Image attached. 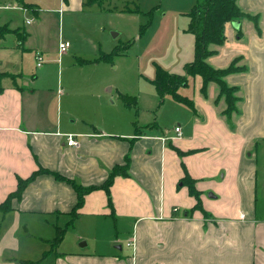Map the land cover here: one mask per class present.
Listing matches in <instances>:
<instances>
[{
    "label": "crops",
    "instance_id": "0c3cea01",
    "mask_svg": "<svg viewBox=\"0 0 264 264\" xmlns=\"http://www.w3.org/2000/svg\"><path fill=\"white\" fill-rule=\"evenodd\" d=\"M67 3L63 9L71 8ZM28 35L16 36L19 47L20 37ZM226 57L214 59V68L242 55ZM241 73L247 72L226 76L232 86ZM25 78L19 74L17 85L3 80L0 91V206L10 196L9 208H0V264L264 263V222L257 221L255 208L241 206L239 213L220 216L211 207L230 198L238 204L252 200L259 167L258 155L248 150L264 140V109L255 111L256 126L240 123L235 132L218 114L224 110L217 108L219 89L215 98L207 89L198 107L193 102L191 124H180V134H158L154 127L143 131L132 115L110 109L102 98H76L55 111L51 88L31 86ZM68 134L77 146L68 144ZM114 168L121 173L108 191L103 184ZM186 172L196 180L206 216L193 208L196 199L180 182ZM28 178L15 195L19 180ZM77 185L88 188L80 205ZM209 189L214 194L207 196ZM110 220L116 227L119 221L131 226V250L120 244L125 231L111 240V250H101L99 242L89 252L77 248L89 235H105ZM59 229L63 237L55 244Z\"/></svg>",
    "mask_w": 264,
    "mask_h": 264
},
{
    "label": "rangeland",
    "instance_id": "374dc122",
    "mask_svg": "<svg viewBox=\"0 0 264 264\" xmlns=\"http://www.w3.org/2000/svg\"><path fill=\"white\" fill-rule=\"evenodd\" d=\"M21 1L29 4L26 6L28 12L0 7V26L6 28L5 39H0V72L13 74L14 78L22 74L26 77L24 83L29 84L39 76L31 86L51 88L55 111L58 104L62 108L73 99L85 96L86 99L102 98L110 109L128 112L146 132L154 127L151 131L155 133L173 134L176 126L181 124L187 127L191 124L194 110L170 94L162 99L153 80L158 65L170 73L185 75V65L194 60V36L189 32L188 24L189 13L197 0H99L94 4L81 0L84 2L81 7L80 0ZM237 1L243 9L252 13L250 15L258 23L259 29L250 17L245 16L227 23L226 41L222 46L211 45L210 48L216 49L217 53L207 59L208 64L214 67L213 60L218 58L225 61L229 52L242 55L231 63L237 71L245 66L247 72L239 74L244 75L242 79L235 77L237 81L234 85L239 90H231L237 98V111L232 112V119L224 118L222 112L218 111L227 127L235 132L240 123L256 126L253 121L255 111L259 106L261 110L264 109V7L260 8L257 4H264V0H248L251 8L245 0ZM67 2H70L71 8L63 9ZM3 5L18 3L5 0L0 4ZM254 6L259 8L254 9ZM27 20L30 22L27 23ZM238 23L239 27H236ZM231 28L234 30L232 37L229 35ZM19 30L22 35L25 32L32 35L24 40L22 38L24 44L20 47L15 33ZM60 35L72 44L64 53L58 51ZM36 49L45 58L41 67L36 64ZM107 54H111V58L106 60ZM225 81L228 86L231 85L228 77H225ZM202 82L199 76L190 77L188 85L180 87L178 91L198 107L199 101L205 98L201 92ZM208 87V96L215 98L219 86L211 82ZM89 90H93L94 96L88 94ZM122 94L134 97L136 108L126 105ZM224 101L225 95L221 96L218 109L226 108ZM258 142L248 150V154L258 155L259 167L252 200L241 204L236 202V198H230L227 203L220 200L211 205L214 215L239 213L243 206L250 212L255 208L257 221L264 222V140ZM211 193L214 194L209 189L206 195L210 196ZM110 222L105 235L96 239L89 235L90 240L87 237L80 240L77 248L80 242H89L90 245L83 247L89 252L99 242L101 250H111L116 245L115 242L109 245L111 240L117 232L125 231L119 235L120 244L125 251L131 250L127 245L130 233H126L131 226L123 227L119 221L116 227L113 221Z\"/></svg>",
    "mask_w": 264,
    "mask_h": 264
},
{
    "label": "trees",
    "instance_id": "16d2710c",
    "mask_svg": "<svg viewBox=\"0 0 264 264\" xmlns=\"http://www.w3.org/2000/svg\"><path fill=\"white\" fill-rule=\"evenodd\" d=\"M4 1L5 0H0V3ZM14 1H17V3L19 5L21 4V6H23L24 8H27L26 6H29V4L21 0ZM97 2L100 1H87L88 4H94ZM244 16L250 17L254 21V17L252 18L249 13L245 12L239 6L237 0H197L196 5L189 13L188 24V30L194 36V60L185 65V75H176L170 73L160 65L157 66L156 78L153 80V84L161 98L163 99L165 95L170 94L176 100L186 103L193 110H195L194 103L186 96L180 94L178 90L180 87L188 85L190 77L199 76L203 81L201 92L204 95H207V88L209 83L214 82L219 86V94L216 100L218 102L221 96L225 95V102L227 106L222 111V114L226 115L230 119L232 112L237 111V106L235 105V100L237 98L232 95L231 90H238V87L228 86L225 81V77L231 73L244 72L246 71V67L241 66L238 71L232 68V64L225 68H214L210 64H208L207 59L217 53L216 49L210 48L211 45L220 46L223 45L226 41L225 28L227 23L238 21V19ZM254 24L256 25V28L259 29L257 25L258 23L254 21ZM5 30V27L0 26V37L6 36ZM20 32L21 30H19L18 33L16 32V34L20 36ZM24 37L21 36L20 39L22 40V38ZM109 58H111V54H107L104 59L107 60ZM234 61L235 59L233 60V62ZM9 79H12L13 84L17 85L18 76L14 78L13 74L10 75L9 73L0 72V91L3 90V80ZM122 97L126 105L136 108V99H134V97L124 94H122ZM119 173H121L120 168H114L111 171L109 178L103 184L105 189L109 191L110 185L112 184L115 176ZM30 180L31 178L24 180L20 179L15 195L21 194L22 190ZM180 182L182 185L187 186L190 194L195 197L196 204L193 208L201 210L205 216L208 215L206 210H204L202 206L201 192L196 187V180L186 172V174L180 179ZM76 190L79 196L77 204L80 205L84 200V195L88 188H83L77 185ZM9 206L10 196L0 206V208L7 209L9 208ZM63 232L64 231L59 229L55 244H58V242L62 240Z\"/></svg>",
    "mask_w": 264,
    "mask_h": 264
},
{
    "label": "built area",
    "instance_id": "2783aa9c",
    "mask_svg": "<svg viewBox=\"0 0 264 264\" xmlns=\"http://www.w3.org/2000/svg\"><path fill=\"white\" fill-rule=\"evenodd\" d=\"M2 7L7 8V9L23 8V7H20L18 5H4ZM29 22H30V20H28V23ZM70 47H71V43L69 41H67L65 39H60L59 45H58V50H59L60 53L66 52ZM34 54H35V59H36L37 66L41 67L43 65V63L45 62L44 61L45 58H44L43 53L41 51H39V50H36ZM175 131L180 134L181 133V127L180 126H176L175 127ZM67 138H68V144L69 145L77 146L79 144V142L75 138V135L68 134ZM163 139L166 140V138H163Z\"/></svg>",
    "mask_w": 264,
    "mask_h": 264
},
{
    "label": "water",
    "instance_id": "95a60500",
    "mask_svg": "<svg viewBox=\"0 0 264 264\" xmlns=\"http://www.w3.org/2000/svg\"><path fill=\"white\" fill-rule=\"evenodd\" d=\"M239 24H240V23H238V24L236 25V27H239ZM116 35H117V34H114V36H116ZM86 245H87L86 242H81V243H80V246H81V247H84V246H86Z\"/></svg>",
    "mask_w": 264,
    "mask_h": 264
}]
</instances>
